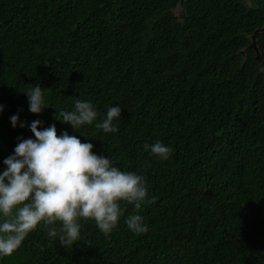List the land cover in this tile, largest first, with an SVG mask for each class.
<instances>
[{
    "label": "trees",
    "instance_id": "16d2710c",
    "mask_svg": "<svg viewBox=\"0 0 264 264\" xmlns=\"http://www.w3.org/2000/svg\"><path fill=\"white\" fill-rule=\"evenodd\" d=\"M263 24L264 0H0V172L18 138H35L12 127L18 114L92 143L149 193L146 233L127 229L137 210L125 201L108 236L81 220L65 249L42 224L0 264H264V33L262 65L241 53ZM76 99L101 116L119 106V131L55 119ZM157 140L168 161L144 151Z\"/></svg>",
    "mask_w": 264,
    "mask_h": 264
},
{
    "label": "clouds",
    "instance_id": "9594fccd",
    "mask_svg": "<svg viewBox=\"0 0 264 264\" xmlns=\"http://www.w3.org/2000/svg\"><path fill=\"white\" fill-rule=\"evenodd\" d=\"M26 94L29 111L42 113L47 107L44 89L32 86ZM4 110L5 106L0 105V114ZM121 112L119 106L112 105L101 116L91 101L76 99L72 111L57 109L55 119L79 132L100 117L95 127L104 134H115L119 131ZM10 121L13 128L29 127L35 138H18L14 153L3 160L0 259L12 256L42 224L48 228L47 236L58 238L65 249L79 240L81 220H93L108 236L118 227L123 216L121 202L125 201L137 210V214L127 216V229L133 234L148 231L139 214L149 195L143 175L122 171L109 156L95 153L92 143H82L66 130L58 135L55 124L43 127L42 121L35 120L28 125L20 121L18 114L11 116ZM143 149L161 162L168 161L173 152L170 145L160 140L144 144ZM57 222L59 231L55 227Z\"/></svg>",
    "mask_w": 264,
    "mask_h": 264
},
{
    "label": "water",
    "instance_id": "95a60500",
    "mask_svg": "<svg viewBox=\"0 0 264 264\" xmlns=\"http://www.w3.org/2000/svg\"><path fill=\"white\" fill-rule=\"evenodd\" d=\"M259 33H264V24L255 29V31L249 36L251 40L250 44L246 47L245 50H242L241 53L246 56V52L249 50L254 51L255 59L262 65V53L258 46V35Z\"/></svg>",
    "mask_w": 264,
    "mask_h": 264
}]
</instances>
